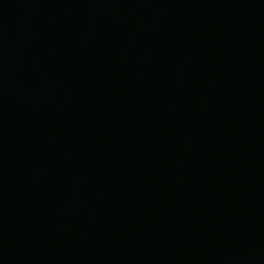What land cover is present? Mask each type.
I'll use <instances>...</instances> for the list:
<instances>
[{
    "label": "water",
    "instance_id": "obj_1",
    "mask_svg": "<svg viewBox=\"0 0 264 264\" xmlns=\"http://www.w3.org/2000/svg\"><path fill=\"white\" fill-rule=\"evenodd\" d=\"M0 264H264V0H0Z\"/></svg>",
    "mask_w": 264,
    "mask_h": 264
}]
</instances>
